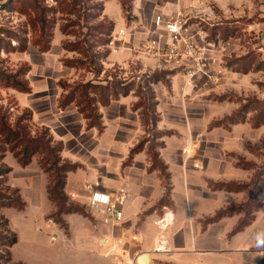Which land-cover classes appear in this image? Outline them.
<instances>
[{"label": "crops", "instance_id": "crops-1", "mask_svg": "<svg viewBox=\"0 0 264 264\" xmlns=\"http://www.w3.org/2000/svg\"><path fill=\"white\" fill-rule=\"evenodd\" d=\"M132 3L134 19L129 23L119 0L104 2L105 14L116 23V29L122 28L127 33L123 46L111 53L109 62L137 57L150 69L157 68L160 60L146 57L133 47L153 35L154 18L158 13L169 15L180 8L188 11L193 6L191 11L200 14L206 4H211L213 23L239 24L247 18L251 19V31L259 30L256 15L264 17V0L262 5L260 0H133ZM63 38L56 31L53 47ZM45 56L48 62L49 55ZM262 58L264 60V52ZM47 81L50 83L49 79L39 81L37 92L48 91ZM171 82L174 91L179 90L184 84L183 76L177 73ZM196 84L187 86L186 92L194 91ZM60 94L47 97L45 109L36 98L25 97V94L17 98L22 106L32 109L35 122L48 127L54 139L62 143L61 157L78 165L67 173L64 191L67 204L78 206L81 211L63 213V223L59 226L47 224V217L57 210L49 197V174L40 167L36 157L27 166H22L15 158L10 180L19 190L25 208L7 207L3 212L18 241L27 249L23 254L27 259H16L12 253L16 262L115 264L118 261L129 264L134 261L140 264V256L148 253L149 264H264L261 255L264 249V188L258 193L262 206L253 209L251 223L242 230L234 232L244 210L213 219L219 210L243 205L249 200L247 188L232 190L219 185L250 183L255 169L250 173L249 168H241L233 155L228 157L220 153L213 157L199 149V144L210 139V135L224 130L220 145L224 153L229 150L245 156L244 148L259 140L258 131L254 134L253 130L261 126L238 121L229 130L216 126L213 130L208 127L202 131L190 120L196 113L183 110L180 105L184 99L196 101V94H168L155 98L160 119L152 124L155 133L151 135L142 122L141 110L133 109L138 98L127 94L100 108L103 123L100 130L88 127L74 103L66 108L59 107ZM172 109L178 112L174 114ZM236 109L206 111L201 115L207 118L208 126L213 118L226 119ZM163 129L170 132L159 135L157 130ZM153 141H161V144L157 146ZM152 152H157L166 165L168 176L154 164ZM93 193L111 197L123 195L124 201L117 205L123 212L122 219L117 220L113 213L93 207ZM168 211L174 216L166 231L172 251L155 253L153 249L161 231L158 221Z\"/></svg>", "mask_w": 264, "mask_h": 264}, {"label": "rangeland", "instance_id": "rangeland-1", "mask_svg": "<svg viewBox=\"0 0 264 264\" xmlns=\"http://www.w3.org/2000/svg\"><path fill=\"white\" fill-rule=\"evenodd\" d=\"M104 2L105 0H80L77 10L72 14H66L59 7V3L56 0H0V115L5 118L8 124L14 127L19 123L20 125L28 126L31 135L47 132L53 138L54 143H61L59 140L54 139L48 127L35 122L32 109L22 106L17 97L25 94V97L36 98V102L39 103L42 109H45V99L47 97L52 96L53 98L61 93L60 100L65 93L61 81H68L74 84L77 81L94 79L96 73H93L91 68H88V64L82 65L73 62L74 59L83 58L80 52L69 50V48L65 49L64 47L66 42H74L86 37L89 39L90 44L95 43L96 46L93 47V53L96 55L101 57L104 56V52L108 50L110 52L104 60L96 59L103 64L98 79H106L108 76H111V79H132L134 82L130 87L129 94L135 95L138 100L139 96L154 97L151 100L154 104L149 108H144L150 114L152 113L151 118L153 120L150 118L151 120L147 124L143 114L141 117L143 124H145V129L151 135L155 133V128H153L152 124L155 125L160 119L155 99L158 95L179 94L185 96V93H195L196 101L184 99L180 105L183 110L188 109L196 113L195 116H190V120L195 123L196 128L202 131L207 130L208 127L212 129L216 126H224L225 129L228 128L229 130L231 125L238 121H248L252 125H254L255 121L259 122V124L261 123V127L258 130H253L254 134L258 131L259 140L247 145L248 150L246 147L244 148V152L247 154L245 156L229 150L224 153L220 148L224 130L215 132L216 134L210 135V139L199 144V149L206 151L210 156L215 157L220 155V153L227 154L226 156L228 157L233 155L241 168H249L250 173L251 169L254 168L253 175L256 170L263 173V176H261L263 181L257 184L258 187H261L264 184V60L262 58L264 52V49L262 50L264 45V17L256 15V18L259 19V30L257 31L250 30L251 19L247 18H244L239 24L227 22L223 25H218L210 21L207 25L205 23L200 25L201 28L204 27L207 30L209 34L208 40L212 45L207 52L209 57L208 61H206V68H204L206 73H199L192 84L195 85L197 83L195 90L186 92L185 67L186 64H189L188 60L179 69L166 70L171 71L170 73L168 72L169 74L161 72L159 68H146L136 59L137 57L122 62H109V56L113 52L112 45L104 46L98 44V42L96 43L99 31L91 28L100 23L103 16L114 23L113 35L117 34L122 28L117 30L116 23L105 14ZM119 2L123 9V15L127 22L130 23L134 19L133 0H119ZM146 4L149 3L147 2ZM260 4H263V0H260ZM146 9H150L148 5ZM40 16L47 17L50 21V27L44 33L40 31ZM75 22L76 24L69 26L67 31L63 32V26ZM108 23L106 24L107 28H109ZM53 26L54 28H52ZM56 31L59 34L61 33L64 38L59 45L53 47V38ZM51 32H53L51 46L49 50L42 51L37 42L41 43L42 46L46 45L50 41ZM92 33L97 36L93 38L90 36ZM126 34L123 41H125ZM119 43H122V41L117 42V44ZM120 46L122 47L123 45ZM121 47L118 48L120 49ZM45 55H49L47 57L48 62H45ZM67 61H72V63L67 64ZM177 73L183 76L184 84L181 89L174 91L171 79ZM41 79H49L50 81V83L47 81L45 86L48 89L47 92H37L38 88H40L37 85ZM18 80L28 84L30 91L23 92L15 88L14 83ZM139 85H142L141 91H139ZM231 107L237 108L232 115L226 119L213 118L208 126L207 118L201 115V112L210 111L215 113L228 110ZM133 109H140L142 113L143 108H137L133 105ZM172 110L174 114L178 112L177 109ZM157 131L159 135L170 132L165 129ZM153 142L157 146L161 144V141ZM152 143H150L151 146L153 145ZM10 148L11 144L0 134V223L3 222V217L8 220L3 212L5 208L21 210L14 206H2L4 202L9 204L14 199H19V197L21 198L20 201L24 202L19 190L10 180L11 167L16 162V157ZM34 157L37 158L40 165V156L35 155ZM247 157L250 159L247 160ZM8 169L11 170L8 172ZM6 213H8V210H6ZM10 213L12 212L9 211ZM10 217L12 218L11 215ZM49 219L55 221L54 226H59L63 223L62 215L57 210L48 216L46 221ZM2 227L0 226V230ZM9 229L15 233L11 229L10 224ZM12 247L11 253L14 254V258L22 257L27 259L23 255L27 249H24L22 242L18 241ZM2 251L3 247H0V252L4 253ZM13 254L10 264H22L15 261Z\"/></svg>", "mask_w": 264, "mask_h": 264}, {"label": "trees", "instance_id": "trees-1", "mask_svg": "<svg viewBox=\"0 0 264 264\" xmlns=\"http://www.w3.org/2000/svg\"><path fill=\"white\" fill-rule=\"evenodd\" d=\"M56 1L57 3H59V7H61L63 12L66 14L74 13V11L77 10V7L80 4V0ZM36 6L38 7L37 4ZM39 22L41 23V33H44L49 29L50 21L47 19V17L40 16ZM107 22H109V28H107ZM74 24H76V22L63 26V32L65 33L67 31V28ZM52 28H54V26ZM113 28L114 23L112 21H109L107 17L103 16L100 23L91 28L99 31L97 37L98 40L96 41V43L98 42V44L100 45L109 46L112 39ZM105 29H107V31H105ZM52 36L53 32H51L50 41L44 46H42L41 43L37 42L42 51L49 50L51 46ZM90 36L94 38V36L96 37L97 35L92 33ZM89 42V39L84 37L74 42L70 41L64 43L65 49L69 48V50H77L78 52H80L82 57L85 58H77L74 59L73 62L80 63L82 65L88 64V68H91L92 72L96 73V76L94 79L77 81L74 84H71L68 81H61V85L64 88L65 93L59 100V107L66 108L70 104L74 103L77 106L78 110L87 119V124L89 127H98L99 129H102L103 123L100 108L108 106L112 100L119 99L121 95L129 94L131 89L130 87L133 84L134 80L125 78L111 79V76H108V78L106 79H98L99 73L103 68V64L99 63L97 60H104V58L107 57L110 52L108 50L104 52V56L100 57L93 53V47L96 46L95 43L93 42L92 44H90ZM70 63H72V61H67V64ZM161 72H167V74H169L171 71L161 70ZM14 84V87L19 89L20 91H30L29 85L23 83L22 81H15ZM139 86V91H141L142 85ZM152 98L154 97L152 96L149 98L147 96H139V100L135 103V106L137 108H143L142 114L143 117H145L147 124L149 123V120H153V118H151L152 113L150 114L144 108H149L154 104L151 102ZM253 124L254 127H259L261 125V123L259 124V122L257 121H255ZM0 134L4 136V138L11 144L10 149L22 166H27L28 164H30L35 155L40 156V165L49 174L50 177V182L48 185L49 197L56 204L59 214L62 215L63 213L67 212L81 211V208H79L78 206L67 204L68 198L64 191L67 173L71 170L76 169L78 165L75 163H71L68 160H64L61 157V151L63 148L62 143H54L53 138L47 132L31 135L28 126L20 125L19 123L16 125V127H14L8 124L5 118L1 115ZM142 144L143 142L140 143L139 147H141ZM152 159L154 161V164L159 166V168L162 170L163 174L168 176L166 170L167 167L163 162L160 161V159H158L157 152H152ZM10 170L11 169H8V172ZM262 174L263 173L256 170L250 183L238 184L235 182H230L224 185H219L221 187L226 186L228 189L232 190L247 188L249 191V200L243 205H234L219 210L213 217V219L219 218L223 215H231L235 211L244 210V216L241 217L238 225L234 229V232H238L245 226L250 224L253 219V209L262 206L261 201L258 200V193L262 191V189L264 188V184L261 187L257 186L260 181H263L261 180V176H263ZM20 199V197L19 199H14L13 202L9 204H7V202H4L2 206H14L19 209H23L25 206V202L20 201ZM2 219L3 222L0 223V226H3L0 230V247H3L2 252L4 253L0 252V264H10V262L12 261L11 247L18 241V237L16 233H13L9 229L8 220L4 217Z\"/></svg>", "mask_w": 264, "mask_h": 264}, {"label": "built area", "instance_id": "built-area-1", "mask_svg": "<svg viewBox=\"0 0 264 264\" xmlns=\"http://www.w3.org/2000/svg\"><path fill=\"white\" fill-rule=\"evenodd\" d=\"M190 10L178 9L173 14L165 15L158 13L154 18V29L152 36L140 45L134 46L133 49L145 54L148 57L158 58L159 70H176L186 64L185 84L192 85L195 77L199 73H206V61H208V50L212 45L208 40L209 34L206 29L200 25L210 23L214 9L211 4H206L200 14H196ZM196 20V21H195ZM197 27V29H194ZM126 31L120 29L117 34H112L110 45L113 51H117L120 45H123V39ZM118 41L122 43L117 44ZM179 71V70H177ZM75 196L74 193L71 194ZM124 201V196L111 197L109 195L93 193L91 205L99 211L113 213L117 220H121L123 212L117 209L118 203ZM174 216L171 212H165L158 221L160 234L157 237L153 251L155 253H170V246L166 237V231L169 225L172 224ZM49 225H55L53 219L46 221ZM261 255L264 257V249L261 250ZM115 264H122L116 262ZM134 264V261L129 262ZM257 264V263H256Z\"/></svg>", "mask_w": 264, "mask_h": 264}, {"label": "water", "instance_id": "water-1", "mask_svg": "<svg viewBox=\"0 0 264 264\" xmlns=\"http://www.w3.org/2000/svg\"><path fill=\"white\" fill-rule=\"evenodd\" d=\"M139 263L140 264H149V254L148 253L142 254L140 256Z\"/></svg>", "mask_w": 264, "mask_h": 264}]
</instances>
